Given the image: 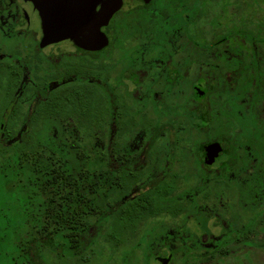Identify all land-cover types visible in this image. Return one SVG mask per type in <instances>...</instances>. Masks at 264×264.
Instances as JSON below:
<instances>
[{
  "label": "flooded vegetation",
  "instance_id": "flooded-vegetation-1",
  "mask_svg": "<svg viewBox=\"0 0 264 264\" xmlns=\"http://www.w3.org/2000/svg\"><path fill=\"white\" fill-rule=\"evenodd\" d=\"M45 30L76 37L43 42ZM121 47L124 65L113 72ZM75 95L90 97L93 126L106 129L95 143H108L112 215L136 222L126 239L140 224L160 225L163 232L148 236L160 264H257L264 251V0H0V138L10 127L82 125L68 113L35 120L41 102ZM250 177L262 182L249 185ZM154 190L161 199L152 214L130 221L138 199ZM245 190L257 200L241 199ZM8 219L0 216V264H16L27 251L18 234L2 230ZM29 231L23 256L36 264L33 225Z\"/></svg>",
  "mask_w": 264,
  "mask_h": 264
},
{
  "label": "trees",
  "instance_id": "trees-1",
  "mask_svg": "<svg viewBox=\"0 0 264 264\" xmlns=\"http://www.w3.org/2000/svg\"><path fill=\"white\" fill-rule=\"evenodd\" d=\"M41 105L36 111V121L48 115L59 119L68 113L80 115L82 125L52 129L36 126L25 131L15 127L4 129V137L0 138V216L12 220L8 219L1 226H5L2 230L11 233L14 239L18 234L20 245H25L27 251L29 228L34 226L36 264H59L63 258L62 248L67 263L75 264L88 259L85 255L96 238L106 236L108 239L104 241L112 242L110 234L105 232L113 216L110 205L113 180L105 168L108 143L107 140L95 143V135L103 138L106 129L94 128L89 96H66L54 103L41 102ZM17 130L21 133L20 139L7 140ZM257 182H262L261 178L258 181L250 177L248 181L249 185ZM116 185L119 194L123 177H116ZM159 194L155 190L143 194L138 199L141 203L137 204L140 211L128 214L129 220L151 215L154 201L161 199ZM242 195L245 201L257 200L254 190H245ZM121 213L117 216L119 220L124 216ZM248 226L246 222L244 230ZM25 253L17 255L16 264H28ZM184 258L189 259L187 255ZM197 259L204 261L207 256L195 257Z\"/></svg>",
  "mask_w": 264,
  "mask_h": 264
},
{
  "label": "rangeland",
  "instance_id": "rangeland-1",
  "mask_svg": "<svg viewBox=\"0 0 264 264\" xmlns=\"http://www.w3.org/2000/svg\"><path fill=\"white\" fill-rule=\"evenodd\" d=\"M124 42L125 39L122 35L118 43H120L119 45H124ZM122 55L123 48H117L115 53L117 63L112 64L110 67L113 72H118L122 69L124 65L123 58H121ZM190 181L194 182L196 180L192 178ZM118 218L119 217L116 218L115 215L111 216V221H108V227H105V232L110 234L109 240L112 242L107 244L104 241V238L108 239L106 236L96 238L94 246L89 248L85 255L88 259L79 260L75 264H160L155 258V253L149 249L151 247L150 244L154 242V240L151 241L148 236H156L160 232H163L164 228H161L160 225L140 224L135 230L134 237L126 239L125 233L131 228L129 226H132L136 222L128 224L124 220H119ZM128 227L129 229L127 230ZM132 233H134V231H132ZM179 260L180 263H183L184 257H179ZM255 261L257 264H264V251H260L256 255ZM0 262H2L1 259ZM68 263L64 260L59 264ZM175 263H179V261Z\"/></svg>",
  "mask_w": 264,
  "mask_h": 264
},
{
  "label": "water",
  "instance_id": "water-1",
  "mask_svg": "<svg viewBox=\"0 0 264 264\" xmlns=\"http://www.w3.org/2000/svg\"><path fill=\"white\" fill-rule=\"evenodd\" d=\"M57 35V37H63L64 35H71L72 37H73V35L72 34H75V37H76V32H71L70 30L68 31H65V32H52V33H50V31H47V30H45L44 31V37H43V42H46V40H48L47 38L50 36V35ZM89 37L91 36V37H93L92 36V34H93V32L92 31H90L89 33ZM94 35V34H93ZM94 39V38H93ZM92 38H91V40H93ZM88 40V39H87ZM207 150H209V151H211V150H213V148L212 147H209ZM212 152H214V151H212ZM211 154V153H210Z\"/></svg>",
  "mask_w": 264,
  "mask_h": 264
}]
</instances>
